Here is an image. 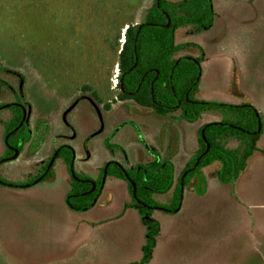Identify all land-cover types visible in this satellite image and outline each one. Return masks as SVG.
<instances>
[{
	"label": "rangeland",
	"instance_id": "374dc122",
	"mask_svg": "<svg viewBox=\"0 0 264 264\" xmlns=\"http://www.w3.org/2000/svg\"><path fill=\"white\" fill-rule=\"evenodd\" d=\"M155 1L0 0V107L18 100L26 106L31 140L18 159L0 166V180L22 184L30 168L44 164L61 144L74 153L75 173L83 175V167L95 179L96 168L106 159L120 160L126 155L129 164H140L133 146L138 138L159 153L154 148H162L165 135L171 145L177 134L185 144L182 151L173 153L172 163L179 174L193 152L198 130L217 121L216 115H204L191 124L180 120L178 113L174 119V115L160 118L131 101L115 102L120 75L117 60L125 31L140 25ZM211 2L215 19L209 30L189 29L176 35L178 45H197L181 52L184 58L201 59L195 99L227 107L250 105L264 79V0ZM84 87L96 92L111 110L92 101ZM246 91H250L248 96ZM8 114L0 111V160L7 147L3 124ZM119 145L127 146L125 153ZM207 171L196 177V185L213 177L215 170ZM54 173L55 184L67 188L69 178L61 162L56 161ZM107 182V188L112 187L110 198L103 194L86 217L105 220L121 212L127 201L125 185ZM202 191L201 184L194 194ZM162 216L155 211L152 215Z\"/></svg>",
	"mask_w": 264,
	"mask_h": 264
},
{
	"label": "crops",
	"instance_id": "0c3cea01",
	"mask_svg": "<svg viewBox=\"0 0 264 264\" xmlns=\"http://www.w3.org/2000/svg\"><path fill=\"white\" fill-rule=\"evenodd\" d=\"M250 101L251 104L246 105L264 117V79ZM258 136L257 151L233 185L221 184L217 169L211 168L215 170L213 177L209 175L197 185L195 178L184 190L178 212L155 211L163 216L153 218L160 226V237L149 264H264V132ZM164 140L162 148L154 149L172 162L173 153L182 151L185 144L178 134L171 145L166 135ZM63 146L65 144L53 150L48 160ZM133 146L140 164L150 160L148 146L145 147L142 140L138 138ZM120 147L125 153L127 146ZM197 148L198 136L185 166L178 175L175 171L176 178ZM47 161L41 166L35 163L23 183L36 177ZM128 161L126 155L120 160L106 159L96 168L95 179L87 175L83 167L81 171L94 182L110 163L120 164L125 169L139 165ZM4 163L7 162L0 166ZM207 170L202 173L209 174ZM0 181L7 185H0V264H132L141 261L145 229L136 211L126 210L121 218H118L120 212L105 220L90 219L86 213L91 209L76 212L68 207L70 184L67 188L57 186L55 173L54 178L43 185L42 180L33 186L36 180L14 188ZM108 182L106 180L96 204L103 194L110 198L112 187L107 188ZM201 184L202 193L194 194Z\"/></svg>",
	"mask_w": 264,
	"mask_h": 264
},
{
	"label": "trees",
	"instance_id": "16d2710c",
	"mask_svg": "<svg viewBox=\"0 0 264 264\" xmlns=\"http://www.w3.org/2000/svg\"><path fill=\"white\" fill-rule=\"evenodd\" d=\"M168 18L170 19V25L166 28ZM214 19L215 13L211 0H186L181 3H170L167 0H161L160 9L157 7L156 0L148 8L143 22L140 24L152 26L145 27L139 32L135 51V39L140 25L129 26L125 31L124 43L117 60L120 75L119 94L115 102L131 101L141 108L151 110L155 116L160 118L171 117V115L178 113L180 120L191 124L198 122L204 115H216L214 117H217V121L210 124L218 123L220 125L209 127L204 132V138L209 144L210 150L201 159L198 167L186 176L184 190L198 175L211 168L217 169V178L221 184L233 185L246 170L249 158L257 151L256 144L259 136L252 134L258 129V118L262 126L260 136L264 132V117L257 113L253 107L254 110L249 108L251 106L244 105V108H238L194 104L201 103L195 99L199 82L189 95V103L186 101V95L199 74V67L197 66V64H201L199 58L193 59L197 64L190 60H183L179 63L174 70L171 87L170 73L176 62L184 58L181 56V52L185 48L197 47L195 44L178 45L176 41L177 33L189 29L207 31L213 26ZM135 63V68L122 81L123 90L129 94L135 93L140 86L134 95L129 96L121 92L120 80L122 75L126 74ZM83 91L96 104L102 105L105 111L111 110V106L105 105L90 87H84ZM151 91H153L155 101L161 107L152 102ZM177 99L180 106L178 109H172L177 106ZM13 104L26 108L19 100ZM21 107L12 106L4 109L9 114L3 124V139L21 123L23 119ZM206 125L198 131L196 153L177 178L175 177L173 163L148 147L150 160L147 162L126 169L117 163L108 167L106 180L111 179L122 182L125 185L127 194V201L123 204L118 218H121L126 210H134L145 229L142 259L140 262L132 264H149L152 261L160 237V226L152 217L154 211L147 208H160L170 213L177 210L181 191V177L184 172L195 165L199 156L206 151V144L201 136V131ZM29 142L30 131L27 117L24 125L8 139L3 158H11L14 155L11 149L21 154ZM112 148L109 147V149ZM119 151L122 152L121 148H119ZM72 152V149H62L58 153L52 168L40 184L43 185L47 180L54 178L55 163L56 161L61 162L67 171L70 182L68 197H71V199L69 206L73 211L82 212L94 202L102 183L104 170H101L98 179L94 181L95 190L88 194L93 188L92 185L90 183H78L71 177ZM50 161L51 158L41 168L36 177L23 184H30L38 180L46 171ZM75 177L81 181L89 180L86 176H78L76 173ZM128 179L135 184L136 198L145 207L134 200L133 188ZM167 195L170 196L166 197ZM159 197H164L165 201H158Z\"/></svg>",
	"mask_w": 264,
	"mask_h": 264
},
{
	"label": "water",
	"instance_id": "95a60500",
	"mask_svg": "<svg viewBox=\"0 0 264 264\" xmlns=\"http://www.w3.org/2000/svg\"><path fill=\"white\" fill-rule=\"evenodd\" d=\"M160 2H161V0H157V7H158L159 9H160ZM169 25H170V19L168 18V23H167L166 28H168ZM151 26H152V25H145V24H143V25H140V26L138 27V31H137L136 39H135L134 51H135V49H136V44H137L138 34H139V32H140L143 28H145V27H151ZM153 27H154V26H153ZM183 60H190V61H193V62L196 63L195 60L190 59V58H182V59L178 60V61L176 62V64H175V66L173 67V69L171 70V73H170V83H171V87H172V76H173L174 70H175V68L179 65V63H180L181 61H183ZM136 62H137V61H136ZM196 64H197V63H196ZM135 66H136V63H135V65H134V66H133V67H132V68H131L126 74L122 75V77H121V80H120L121 92H122L123 94H125V95L132 96V95H134V94L139 90V88H140V86H139L138 89H137V91H136L135 93H132V94L126 93V92L123 90V88H122V81H123L124 77H125L126 75H128V74H129V73L135 68ZM197 66L199 67V64H197ZM200 77H201V73H200V68H199V74H198V77H197V79H196L194 85L192 86V88L189 90V92H188L187 95H186V101H187L188 103H189V95H190V93L192 92V90L194 89V87L197 85V83L199 82ZM151 99H152V102H153L155 105L161 107V105L158 104V103L155 101V98H154V95H153V91H151ZM194 104L201 105V106H214V107H219V105H216V104H205V103H194ZM12 106H18V107H21L20 105H17V104H9V105H7V106L0 107V111H1V110H4V109H7V108H9V107H12ZM179 106H180V102H179V100L177 99V106H176L175 108H172V109H178ZM244 107H245V106H243V107H238V108H244ZM21 108H22V107H21ZM249 108H251L252 110H254L252 107H249ZM167 109H168V108H167ZM22 110H23V119H22L21 123L19 124V126H18L13 132H11V133L5 138V140H4L5 145H7L8 139H9L12 135H14V134H15V133H16V132H17V131H18V130L24 125V123H25V121H26V119H27V113H26L25 109L22 108ZM257 118H258V117H257ZM217 125H220V124H218V123H212V124L206 125V126L202 129V131H201L202 139L204 140V142H205V144H206V151H205L204 153H202V154L199 156V158L197 159L195 165H194L191 169H189V170H187L186 172L183 173V175H182V177H181V184H180V190H181V191H180L179 205H178V208H177V210L175 211V213L179 211L180 207L182 206L183 200H184V180H185L186 176H187L188 174H190L191 172H193V171L198 167V165H199L201 159H202V158H203V157L209 152V150H210V146H209V144L206 142V140H205V138H204V132H205V130H206L207 128L212 127V126H217ZM261 130H262V126H261V123H260V119L258 118V129H257V131H256L255 133H253L252 135H256V136L260 135ZM62 149H70V148L67 147V146H63V147H60V148L55 152V154L53 155V157H52V159H51V161H50V163H49V165H48L46 171L44 172V174L42 175V177H41L40 179H38V181H36V182L33 184V186H34V185H38V184H39V183L45 178V176L47 175V173H48V172L50 171V169L52 168V166H53V164H54V162H55V159H56L58 153H59ZM11 150L14 152V155H13L11 158H8V159H5V160L0 161V163H2V162H8V161H13V160L16 159V157L18 156L19 153H18L16 150H13V149H11ZM72 154H73V155H72V161H71V166H70V174H71V177H72L75 181H77L78 183H90V184L92 185V187H93L92 190H91V192L88 193V194H90V193H92V192L95 190V183H94L93 181H90V180H87V181H81V180H78V179L75 177V171H74V153L72 152ZM111 164H114V163H110V164L106 165V167H105V169H104V173H103V177H102V183H101L100 189H99V191H98V193H97V196H96L94 202L92 203V205H91L88 209H86V210H84V211H88V210L92 209V208L95 206L96 201H97V199H98V196L100 195L101 190H102V188H103V186H104V184H105V182H106L107 169H108V167H109ZM124 174H125V173H124ZM125 175H126V174H125ZM128 181L131 183L132 188H133V198H134V200H135L137 203H139L138 200H137V198H136V186H135V184L132 183L129 179H128ZM0 185L7 186V185L3 184L1 181H0ZM9 187H12V186H9ZM14 188H18V187L15 186ZM21 188H24V187H21ZM70 199H71V197L68 198V201H67V205H68V207H70V206H69V201H70ZM139 204L142 205L141 203H139ZM142 206H143V205H142ZM143 207H145V206H143ZM147 209H149V210H153V211H163V212H167V211H165V210H163V209H160V208H147ZM167 213H170V212H167Z\"/></svg>",
	"mask_w": 264,
	"mask_h": 264
}]
</instances>
